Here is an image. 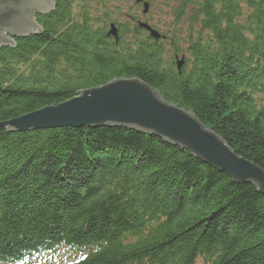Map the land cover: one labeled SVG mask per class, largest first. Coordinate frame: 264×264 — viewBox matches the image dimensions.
<instances>
[{
	"label": "trees",
	"instance_id": "16d2710c",
	"mask_svg": "<svg viewBox=\"0 0 264 264\" xmlns=\"http://www.w3.org/2000/svg\"><path fill=\"white\" fill-rule=\"evenodd\" d=\"M108 2L55 0L0 48V122L137 77L264 169V0H176L181 72ZM0 264H264V195L155 135L0 127Z\"/></svg>",
	"mask_w": 264,
	"mask_h": 264
},
{
	"label": "water",
	"instance_id": "95a60500",
	"mask_svg": "<svg viewBox=\"0 0 264 264\" xmlns=\"http://www.w3.org/2000/svg\"><path fill=\"white\" fill-rule=\"evenodd\" d=\"M143 0H136L141 2ZM55 0H0V48L15 47L16 39L42 32L38 14L55 9ZM144 14L149 1H144ZM138 26L156 40L161 34L146 21ZM108 35L119 40L118 27L111 23ZM181 72L184 57L177 56ZM0 127L32 131L60 127H117L161 137L165 142L226 173L235 183H251L264 195V169L238 154L227 141L208 128L192 111L165 100L162 94L137 78H117L82 89L56 105H46L9 120Z\"/></svg>",
	"mask_w": 264,
	"mask_h": 264
},
{
	"label": "rangeland",
	"instance_id": "374dc122",
	"mask_svg": "<svg viewBox=\"0 0 264 264\" xmlns=\"http://www.w3.org/2000/svg\"><path fill=\"white\" fill-rule=\"evenodd\" d=\"M147 1L150 2L151 6L146 14H144V6L139 5V2H136V0H109L108 6L114 10L113 17L118 20L128 22L131 16H136V18L140 19L139 21L148 22L161 34L160 39H165L167 36L168 38L175 36L179 39L178 45L180 49V55H176V59L177 56L185 57L184 54H188L187 48L189 43L187 40V33L189 24L187 19L177 20V17L175 16L177 6L176 0ZM144 31V34H149L145 29ZM175 64L177 67V62H175Z\"/></svg>",
	"mask_w": 264,
	"mask_h": 264
},
{
	"label": "flooded vegetation",
	"instance_id": "af4514ba",
	"mask_svg": "<svg viewBox=\"0 0 264 264\" xmlns=\"http://www.w3.org/2000/svg\"><path fill=\"white\" fill-rule=\"evenodd\" d=\"M145 0H143V2H144ZM139 5H143V3L141 2V3H139ZM150 6H151V4H150ZM130 20H131V22L132 23H135V24H138V22H139V18H136V16H131L130 18H129ZM140 29V28H139ZM141 30H144V29H141ZM147 31V30H146ZM148 33V32H147ZM149 35V34H148Z\"/></svg>",
	"mask_w": 264,
	"mask_h": 264
},
{
	"label": "bare ground",
	"instance_id": "6f19581e",
	"mask_svg": "<svg viewBox=\"0 0 264 264\" xmlns=\"http://www.w3.org/2000/svg\"><path fill=\"white\" fill-rule=\"evenodd\" d=\"M145 1H147V0H145ZM142 3H144L143 1H141ZM149 4H150V2H149ZM150 9V8H149ZM137 27L139 28V26H138V24H137ZM116 42H118V41H116ZM179 57V56H178ZM179 58H181V57H179ZM40 253V252H39ZM41 254V253H40Z\"/></svg>",
	"mask_w": 264,
	"mask_h": 264
}]
</instances>
